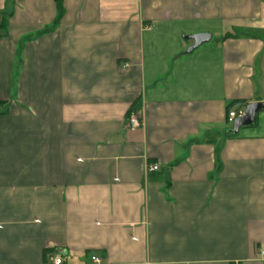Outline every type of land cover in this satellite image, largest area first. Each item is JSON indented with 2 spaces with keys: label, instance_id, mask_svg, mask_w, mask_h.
Masks as SVG:
<instances>
[{
  "label": "crops",
  "instance_id": "1",
  "mask_svg": "<svg viewBox=\"0 0 264 264\" xmlns=\"http://www.w3.org/2000/svg\"><path fill=\"white\" fill-rule=\"evenodd\" d=\"M242 103L264 104V0H0V264H264Z\"/></svg>",
  "mask_w": 264,
  "mask_h": 264
},
{
  "label": "water",
  "instance_id": "2",
  "mask_svg": "<svg viewBox=\"0 0 264 264\" xmlns=\"http://www.w3.org/2000/svg\"><path fill=\"white\" fill-rule=\"evenodd\" d=\"M184 38L193 42V45H191L185 51L186 54H190L191 52H193L195 49H197L201 45L208 43V41L210 40V35H208V33L207 34H196V35H191V36L184 37ZM262 109H264V104L262 103L248 104L245 109V115L241 118H237L234 121L232 125V129L229 131V134L235 135L242 128L251 126L255 120L256 114Z\"/></svg>",
  "mask_w": 264,
  "mask_h": 264
},
{
  "label": "built area",
  "instance_id": "3",
  "mask_svg": "<svg viewBox=\"0 0 264 264\" xmlns=\"http://www.w3.org/2000/svg\"><path fill=\"white\" fill-rule=\"evenodd\" d=\"M245 109H246V106H238V107L236 106V107L232 108L227 113V119H226L227 123L233 125L234 121L237 118H241L245 115ZM139 127H141V122L135 115H130L127 118L126 123L124 125L125 129H130V130L137 129ZM157 170H158L157 166H155V165L149 169V171H151V172H155ZM50 262H51V264H62L63 261L59 257H53L50 259ZM91 262H92V264H99L100 263L99 259L95 256L91 257Z\"/></svg>",
  "mask_w": 264,
  "mask_h": 264
},
{
  "label": "trees",
  "instance_id": "4",
  "mask_svg": "<svg viewBox=\"0 0 264 264\" xmlns=\"http://www.w3.org/2000/svg\"><path fill=\"white\" fill-rule=\"evenodd\" d=\"M57 6H58V8L57 9H59L60 8V4L57 2ZM248 104L247 103H242V104H237V105H231L230 107H228V110H227V113L232 109V108H234V107H238V106H247ZM131 115V112L129 113V116ZM128 116V117H129ZM127 117V118H128Z\"/></svg>",
  "mask_w": 264,
  "mask_h": 264
}]
</instances>
